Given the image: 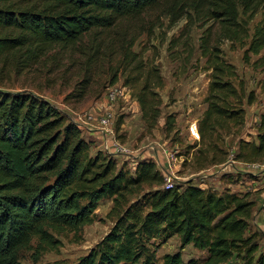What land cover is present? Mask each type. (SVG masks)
<instances>
[{"label":"trees","instance_id":"1","mask_svg":"<svg viewBox=\"0 0 264 264\" xmlns=\"http://www.w3.org/2000/svg\"><path fill=\"white\" fill-rule=\"evenodd\" d=\"M259 11L262 16L245 53L263 51L254 63L264 69V0H0V56L18 53L33 62L52 44L72 45L90 37L96 51L102 46L119 52L118 72L151 129L161 105L154 89L163 86V79L156 65L132 50L136 39L151 34L166 16L170 25L183 17L185 26L212 21L206 33L214 25L219 36L242 42L248 37V22ZM210 36L200 44L211 69L207 107L199 123L201 138L217 127L244 123V91L231 80L235 67L210 45ZM245 57L248 62L249 55ZM84 87L75 97L84 95ZM253 100L249 92L247 102ZM174 124L173 114H167L166 132ZM263 155L264 112L256 142L240 141L235 158L251 161ZM165 181L151 159L137 161L131 170L117 166L101 150L92 151L82 130L45 99L0 90V264H22L21 250L33 249L37 259L57 248V235L78 234L91 224L104 198L112 200L107 216L113 224L73 264H157L160 244L172 236L183 246L205 250L202 264H229L233 257L242 264H264V253L256 256L257 235L249 228L251 201L228 188L218 193L190 180L169 187ZM161 261L198 264L192 258L184 261L179 251L165 253Z\"/></svg>","mask_w":264,"mask_h":264},{"label":"rangeland","instance_id":"2","mask_svg":"<svg viewBox=\"0 0 264 264\" xmlns=\"http://www.w3.org/2000/svg\"><path fill=\"white\" fill-rule=\"evenodd\" d=\"M259 11L248 22V37L242 42H232L205 29L212 21H196L185 26L183 17L170 25L163 16L151 34L142 33L132 46L147 64L156 65L163 79V86L154 89L161 98L160 114L153 128H148L142 118L133 90L123 84L119 70V52L102 46L95 49L92 38L85 37L77 44H52L35 61H27L20 55L7 53L0 56V90L29 92L59 108L66 116L85 115L82 136L90 141L91 150H101L121 164L133 170L137 161L151 159L173 185L190 180L203 188L221 193L231 192L251 201L252 215L249 228L256 233L259 249L256 256L264 253V155L256 160L236 159L240 141L256 142L259 116L264 112V69L254 62L263 53H245L254 26L261 19ZM123 25L117 29V31ZM113 33V31H112ZM210 36V45L220 49V55L235 67L236 76L231 80L242 87L244 94L241 107L244 123L240 127H217L204 138L200 137L199 123L207 107L211 69L202 55V39ZM119 45L116 47L119 51ZM95 49V50H94ZM245 55H249L248 62ZM117 74V82L112 84ZM84 87V95L74 94ZM117 86L119 94L108 101V92ZM252 92L254 100L247 102ZM111 116L105 126L101 119ZM173 114L174 129L165 130V117ZM71 120V119H70ZM120 126L116 129V123ZM197 126V133L192 130ZM112 205L110 198L101 199L94 211L95 218L78 234L64 232L57 235L60 245L43 251L37 259L33 249L21 250L18 258L22 264H73L102 238L113 224L107 216ZM179 251L184 261L195 259L202 264L206 251L192 244L182 245L177 236L163 241L156 255L162 264L165 253ZM229 264H242L233 257Z\"/></svg>","mask_w":264,"mask_h":264},{"label":"built area","instance_id":"3","mask_svg":"<svg viewBox=\"0 0 264 264\" xmlns=\"http://www.w3.org/2000/svg\"><path fill=\"white\" fill-rule=\"evenodd\" d=\"M118 94H119V91H118V89H117V86H114V87H113L112 89H110L109 92H108V97H107L108 101H114V100L117 98ZM110 118H111V116L108 114V115H106L105 117H103L100 121H101V123H103L105 126H107V125L110 123V121H111ZM73 122H74V121H73ZM82 122H83V121H82ZM74 123L77 125V127H78L79 129L82 130V128H83L84 125H83L81 122H77V121H75ZM192 127H193L192 130H193L195 133H197V126H196V124H193ZM164 186H165V187H169V186H171V184H170L169 182H167V183H165Z\"/></svg>","mask_w":264,"mask_h":264},{"label":"crops","instance_id":"4","mask_svg":"<svg viewBox=\"0 0 264 264\" xmlns=\"http://www.w3.org/2000/svg\"><path fill=\"white\" fill-rule=\"evenodd\" d=\"M85 115H81L80 113H78L75 117H70V119L72 120V121H77V122H81V121H83V122H85V117H84Z\"/></svg>","mask_w":264,"mask_h":264}]
</instances>
